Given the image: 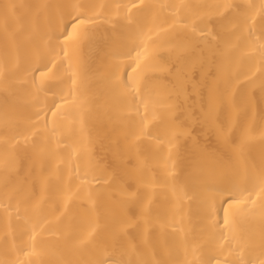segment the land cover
I'll list each match as a JSON object with an SVG mask.
<instances>
[{
	"label": "bare ground",
	"instance_id": "obj_1",
	"mask_svg": "<svg viewBox=\"0 0 264 264\" xmlns=\"http://www.w3.org/2000/svg\"><path fill=\"white\" fill-rule=\"evenodd\" d=\"M225 261L264 264V0H0V264Z\"/></svg>",
	"mask_w": 264,
	"mask_h": 264
},
{
	"label": "snow or ice",
	"instance_id": "obj_2",
	"mask_svg": "<svg viewBox=\"0 0 264 264\" xmlns=\"http://www.w3.org/2000/svg\"><path fill=\"white\" fill-rule=\"evenodd\" d=\"M80 22H81V23H84V20L81 19ZM224 264H227V261H225Z\"/></svg>",
	"mask_w": 264,
	"mask_h": 264
}]
</instances>
